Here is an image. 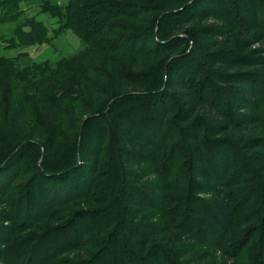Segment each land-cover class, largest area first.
<instances>
[{
  "label": "rangeland",
  "instance_id": "374dc122",
  "mask_svg": "<svg viewBox=\"0 0 264 264\" xmlns=\"http://www.w3.org/2000/svg\"><path fill=\"white\" fill-rule=\"evenodd\" d=\"M44 1L61 6L68 2V0H22L18 7L23 16L36 18L46 24L47 36L50 38L48 42L10 44L6 41L7 39L18 38L15 34L16 22H0V59H4L0 61V264H116V255L130 247L131 243L126 241L125 228L124 225H120L118 215L114 216L115 212H112V217L104 210L109 208L106 206L109 200L113 201L110 210H115L114 197L118 195H114L111 190L114 186V190L123 187L122 182H125L127 173L123 168L122 171L114 173L111 170L112 162L108 166L102 163L98 170L104 176H107L109 170V177L114 185L106 188L104 185L95 186L91 194L82 196L77 193V189L86 187L83 181H86L88 175L93 174L88 170L89 156L83 152L80 153V160L77 158L72 160L73 168H76L77 174L70 167V170L60 172L67 173L66 176L58 173L63 178L59 176L53 180H46L44 176L38 174V170L43 166L39 163L41 158L38 159V153L35 151L33 154L36 146L27 142L28 137L25 135L17 140L10 135L9 113L18 104H22L30 118L41 122V104L52 103L59 122L52 154L56 152L53 159L62 161L65 159V154L69 152L67 149L78 138L81 121L84 117L98 113L101 109L106 110L111 98L123 94L122 92L127 94L139 90L152 93L159 91L161 89L159 84L155 83V87H149L142 84L141 81H149L156 66H161L163 61L170 60L168 68L172 70L177 62L171 59H176L175 56L178 54L187 55L181 62L184 67L188 65L191 68L190 87L200 86V94L203 96H208V89L212 90V86L215 87V90L216 87H219L223 90L220 95L225 96L224 84L217 83L212 76V70L206 63V59L211 60V58H205L202 52L215 38H218L217 40L221 38L225 26L235 25V21L238 19L240 27H248L247 25L253 21V24L250 25L264 34V0H257L258 10L254 15V20H252L253 18L250 20L248 14L247 17L241 16L242 0H228V9L220 7L213 0H194L189 7L175 15L178 18L188 16L181 22L185 25L182 33L183 35L189 34L192 41L178 40L176 41L178 44H173L171 49L163 51L157 50L149 38L150 28L155 21L151 22L161 18L160 21L167 27L170 21H173V17H161V14L169 11L161 12L159 4H155V6L150 0H118V2H125L127 5L126 15H113L103 25H97V27V21L94 18L87 19L91 25H95V37L87 42L81 41L69 29L57 32L59 28L57 18L51 17L43 8ZM76 1L78 3L85 0ZM194 9H207L210 12L190 16ZM217 14H220V18L216 17ZM23 16L21 17L23 18ZM200 17L204 20H199ZM25 29L30 30L29 25L25 26ZM204 30L208 33H204ZM164 33H167L165 40L174 37L167 31ZM121 36L124 37L125 42L127 41L125 43L127 46L134 39L135 46L140 52L142 51V53H135L136 56H133L135 60L131 61L126 51L106 49L110 44L115 47L118 42L116 40ZM15 42H18V39ZM103 42H107L105 43L106 47H101L100 44ZM146 42L147 45H145ZM256 47L264 48V41L258 43ZM261 54L264 56V53ZM131 63H134L138 69V71H134L133 75L130 74ZM113 64L119 67L112 69ZM123 73L128 74L127 77ZM138 74L145 75L140 81L142 88H131L136 83L135 76ZM172 76L175 77V75ZM204 76L210 82L200 83L201 77ZM120 77L126 78L127 82L131 84L126 86L125 91L117 89ZM117 79L119 80L117 81ZM164 94L166 95L163 96H167L170 95V92L165 90ZM157 96L155 94L153 97V106H156ZM246 106L248 105L246 104ZM171 107L169 119L174 118L177 112L175 101ZM148 108L146 110H150ZM260 111L262 116L260 120L262 121L258 123L255 131L252 129L249 132L247 138L254 140L264 138V98L260 104ZM199 119H201V114L192 119V124ZM229 119V121L232 120ZM179 124V129L176 132L179 134L178 137L183 139L185 132L183 128L187 126ZM189 124L188 130L190 129ZM83 130L84 128H82ZM45 132L46 130H44V136ZM200 135L205 139L203 129ZM219 138H225V136ZM204 139H202L204 146H208L209 144ZM21 142L26 143L22 145ZM94 144L91 145L92 148L95 147ZM182 145L177 147L176 153L179 156L178 161L185 158L186 162L178 164L177 176L174 179L177 187H170L171 190H168L167 194L171 197V202L168 204L171 209L170 214L181 218L175 224L173 223V226L171 225L167 235L157 234L151 237L149 248L158 246L162 250L167 258H165L166 261L163 258L161 264H231L234 254L229 253L230 249L217 251L215 249L218 247L207 240H205L207 243L205 245L187 225L186 219L187 216L190 219L188 213L190 208L192 209L190 206L196 201L194 198L205 200L208 196L202 180L195 175V169L188 160L189 155L184 153V150H188L189 143L186 141ZM182 147H186V149H182ZM93 151L90 152L92 155H94ZM165 154L163 151L161 157L163 158ZM226 154L227 160L230 161V158L233 160L226 168L230 167L227 176L231 179L230 190L233 193L232 197H235L233 206L236 208L237 217L223 245L234 249L235 243L239 244L237 241L240 238H245V241L240 243L241 249L244 251L243 255L239 254L235 263L258 264V262L253 263L249 260V257L255 256L257 261L259 259L264 261L261 242L254 235L261 236L259 231L264 224V213L257 209L260 208L261 201L264 199L263 176L252 170L249 173L243 171L245 176L240 177L242 173L239 169H241L240 166L246 156L240 160L235 154L228 156V150ZM47 160L43 158L41 162ZM218 162L221 163L222 160ZM76 164L80 166L79 169L78 166L75 167ZM145 168L146 174H143V183L158 182L157 172L155 170L153 172L148 165ZM170 169L169 172H173V168ZM75 174L82 178L81 184L73 185L72 192L65 195V192H62L65 188V181L69 179L68 184L71 185L70 182H73ZM237 178L242 179L238 181ZM65 189L69 190V187L66 186ZM1 191L4 199H2ZM2 201H4L3 205ZM193 206L197 207V205ZM261 220L263 221L262 226L260 225ZM117 229H120L121 234L119 238L115 239L118 237L114 233ZM178 232L188 235L190 239L178 241L175 239V234ZM205 239L207 238L205 237ZM257 241H259L258 247ZM205 251H210L208 259H200L198 254L203 257L202 252ZM176 253L179 256H176ZM196 257L198 258L196 259ZM136 258V263L129 259L127 263L149 264L146 257L137 256ZM144 259L145 261H143Z\"/></svg>",
  "mask_w": 264,
  "mask_h": 264
},
{
  "label": "trees",
  "instance_id": "16d2710c",
  "mask_svg": "<svg viewBox=\"0 0 264 264\" xmlns=\"http://www.w3.org/2000/svg\"><path fill=\"white\" fill-rule=\"evenodd\" d=\"M20 1L22 0H0V8H2L0 10V22H16L15 34L18 37V42H15L17 40L15 38H10L6 41L10 44L18 45L50 41L47 36L48 29L43 22L23 16L18 7ZM213 1L217 2L220 7L228 9V0ZM150 2L154 3V5L159 4L161 12L169 11L161 14V17H173V21H170L167 27L160 21L161 18L151 22L155 21L150 28L149 38L155 44L154 46L157 50L171 49L173 44H178L176 42L178 40L192 41L189 34L185 33L183 35L182 33L185 25L181 22L188 16L186 18H178L175 15L189 7L194 0H150ZM242 3L241 16L247 17L246 15L248 14L250 20L252 18L254 20V15L258 10L257 0H242ZM126 7L125 2H118V0H85L78 3L76 0H68L63 6L52 4L49 1H44L43 4V8L57 18V23L59 24L57 32L69 29L83 42L90 41L95 37V25H91L87 19L94 18L97 21V27V25H103L113 15H126V11L128 12ZM194 7L196 6L194 5ZM209 12L207 9H194L190 16ZM219 15L217 14L216 17L220 18ZM199 20L202 21L204 19L200 17ZM235 23V25L225 26L223 35L221 33V38L219 40L215 38L202 52L205 58H211V60L206 59V63L212 70V76L217 83L224 84L226 97L220 95L223 90L219 87H216L217 91L213 86L212 90L208 89V96L200 94V86L194 85L190 87L189 74L191 68L188 65L184 67L181 62L187 55L178 54L175 56L176 59H171L177 62L175 66L172 65V70L168 68L171 61H163L161 66H156L149 81H141L145 75L138 74L139 76H135L136 83L134 82L135 84L131 86V88H142L140 81L149 87H155L156 83V85L159 84V87H161L159 91L152 93L139 90L140 92L131 91L127 94L122 92L123 94H118L111 98L112 100L110 104H107L106 110L101 109L98 113L84 117L81 121L79 136L67 149L69 152L65 154V159L62 161L53 159L56 152L52 154L59 128L56 110L52 103L44 102L41 104V122H36L30 118L22 104H18L9 113L8 126L10 135L14 136L16 140L25 135L29 140L27 142L36 146L33 154L35 151L38 153V159L41 158L39 163L43 166V168L41 167L38 170V174L44 176L46 180L56 179L61 176L60 174H63L60 173L61 171L70 170V167L73 168L72 160H76V158L80 160V153L82 154L83 152L89 156L88 170L93 174L88 175L86 181H83L86 187L78 188L79 190L76 188L77 193L82 196L88 195V193L91 194L95 186L104 185V188H106L114 185L111 177H109V170L107 176L102 175L100 170H98L102 163L108 166L112 162L111 170L114 173L119 170L122 171V168L127 173L125 182H122L123 187H118V189L114 190V186V188L112 187L113 190H111L114 195H118L114 197L115 210H110V206L113 205V201L110 200L106 205L109 208L104 210V212L111 214L112 217V212H115L114 216L118 215L120 225H124L125 228L124 236H126V241L131 243L130 247L125 248L122 253L119 252L116 255V264H128V259L136 263L137 256L146 257L149 264H161L163 258L166 261L165 258L167 257L158 246L155 248H149V246L151 237L157 234L167 235L171 225L173 226L181 218L170 214L171 209L168 204L171 202V197L167 194L168 190H171L170 187H177L174 179L177 176L178 164L186 162L185 158L178 161L179 156L176 153L177 147L179 145L183 146L182 144L186 141L189 143L188 150L186 147H182V149H186L184 153L189 155L188 160H190V164L195 169V175L202 180L208 196L205 200L194 198L196 204L193 203L190 206L192 207L188 213L190 219L188 216L187 219L185 218L188 221L187 225L191 227L190 230L205 245L207 244L205 240H207L218 247L215 249L217 251L221 249L228 251L230 249L229 253L234 254L232 256L233 263L231 264H236L235 259H237L236 257L239 254L243 255L244 251L241 249L242 245L240 243L244 242L245 238H240L237 241L239 244L235 243V250L223 245L237 217L236 208L233 206L235 197H232L233 193L230 190L231 179L227 176L230 167L226 168L227 165L231 164L229 162L233 160L230 157V161L226 159V152L228 150V156L229 154L232 156L235 154L240 160L246 156L240 166L241 169H239L242 173L240 177L245 176L244 172L249 173V171L253 170L261 173L264 181V138L256 140L247 138L249 132L252 129L255 131L258 123L262 121L260 120L262 119L260 104L264 98V56L261 53H264V48L256 47V45L264 41V34H261L254 26L250 25L253 24V21L249 24L246 23L248 27H240L239 19ZM27 25H29L30 30L25 29ZM164 31L171 33L174 37L165 40L167 33L165 34ZM204 33L208 32L204 30ZM176 34L179 35L176 36ZM209 34L211 35V33ZM116 41L118 42H116L115 47L110 44L106 49L126 51L131 61L135 60L133 57L136 56L135 53H142L135 46L134 39L128 46L125 45L127 41H124L123 36ZM105 43L107 42L101 43V47H106ZM220 43L221 49L219 50ZM145 45H147V42ZM146 47L149 48L148 46ZM2 60L4 59H0V61ZM130 65L132 68L130 74L133 75L135 74L134 71H138V69L137 66H134V63ZM118 67L116 64L112 65V69H117ZM123 74L125 77L128 75L126 73ZM172 75H175V77ZM201 78L200 83L209 80L205 76ZM127 85L130 86L131 84L127 82L126 78L120 77L117 89L125 91ZM165 90H168L170 95L163 96L166 95L164 94ZM155 94L158 96L154 107L152 100ZM217 96H219V99ZM223 100L225 101L223 102ZM174 101L176 102L177 112L174 118L169 119L171 106ZM149 106L153 107L150 109L148 108ZM146 108L150 110H146ZM198 114H201V119L197 122L195 120L192 124V119ZM229 118L232 120L229 121ZM179 123L187 126L183 128L185 131L183 139L179 138V134L176 132L179 129ZM188 124L190 125L189 130ZM82 128H84L83 131ZM202 129L204 130L205 139L200 135ZM44 130H46L45 136ZM254 133L257 134L256 132ZM221 136H225V138H219ZM202 139L209 145L204 146ZM183 140L185 141L183 142ZM21 143L23 145L26 142ZM92 144H94V148L91 147ZM259 148L261 150H258ZM91 151H93L94 155L90 153ZM163 151L166 154L162 158L161 153ZM43 158L46 160L48 158V160L41 162ZM220 160H222L221 163L218 162ZM78 164L75 167L78 166L77 168L79 169L80 166ZM144 165H148L152 171L155 170L157 172L158 182L143 183V174H146V166ZM171 167L173 172H169ZM73 169L77 174L76 168ZM76 174L73 176V182H70L71 185L68 184L69 179L65 181V188L66 186L69 187V190L65 188L62 190L65 195H69L72 192L73 188L71 187L73 185L78 186L77 183L81 184L82 178L76 176ZM63 175L66 176L67 173ZM61 177L63 178V176ZM238 178V181L242 179ZM1 196L4 199L2 191ZM3 203L4 201L1 204L3 205ZM193 205H197V207ZM257 209L264 213V199L261 201L260 208L258 207ZM182 219L184 218L182 217ZM38 221H40L39 218ZM262 223L263 221L261 220V226ZM260 231V237L257 234L254 235L261 242L260 246L263 249L262 255L264 256V224ZM114 233L118 235L115 239L119 238L120 229L115 230ZM175 237L178 241L190 239L188 235L179 232L175 234ZM259 241H257V247ZM202 253L203 257H200L199 254L198 257L200 259H208L210 251ZM176 256H179V254L176 253ZM249 258L253 263L264 264L261 259L257 261L255 256H250Z\"/></svg>",
  "mask_w": 264,
  "mask_h": 264
},
{
  "label": "crops",
  "instance_id": "0c3cea01",
  "mask_svg": "<svg viewBox=\"0 0 264 264\" xmlns=\"http://www.w3.org/2000/svg\"><path fill=\"white\" fill-rule=\"evenodd\" d=\"M51 2H52V1H51ZM52 4H53V2H52ZM47 13H48L51 17H53L49 12H47ZM35 20H38V19L35 18ZM38 21H41V20H38ZM41 22H43V21H41ZM43 23H44V22H43ZM44 25L46 26L45 23H44ZM54 26H55V23H54ZM54 26H53V27H54ZM46 27H47V26H46Z\"/></svg>",
  "mask_w": 264,
  "mask_h": 264
}]
</instances>
